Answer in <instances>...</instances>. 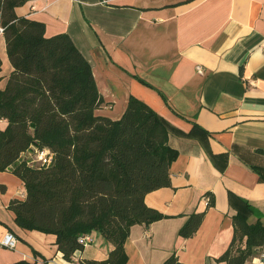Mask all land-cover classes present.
I'll list each match as a JSON object with an SVG mask.
<instances>
[{
    "label": "crops",
    "instance_id": "crops-1",
    "mask_svg": "<svg viewBox=\"0 0 264 264\" xmlns=\"http://www.w3.org/2000/svg\"><path fill=\"white\" fill-rule=\"evenodd\" d=\"M16 13L44 23L47 37L73 39L105 100L98 115L120 119L133 96L169 125L179 152L171 185L145 198L167 218L131 229L127 264H164L172 254L183 264H227L218 259L231 245L233 216L258 220L243 201L264 216V0H35ZM0 60L3 90L14 70L3 33ZM25 197L22 180L0 171V239L18 240L0 249V264L108 258L113 245L97 232L68 262L56 236L20 228L8 207ZM193 213L205 218L186 239L179 231ZM263 256L264 247L246 264H264Z\"/></svg>",
    "mask_w": 264,
    "mask_h": 264
},
{
    "label": "trees",
    "instance_id": "trees-1",
    "mask_svg": "<svg viewBox=\"0 0 264 264\" xmlns=\"http://www.w3.org/2000/svg\"><path fill=\"white\" fill-rule=\"evenodd\" d=\"M32 1L0 0V24L14 69L0 89V125L7 123L0 127V171L20 178L26 194L8 208L20 228L56 236L68 262L85 248L79 238L97 232L112 251L106 260L80 264H127L131 229L167 218L145 198L171 185L170 168L179 152L169 145L167 122L136 97L118 120L97 114L105 100L73 39L47 37L44 23L17 15ZM32 147L48 150L52 163L43 164L34 153L26 157ZM208 198V206H214L213 195ZM243 203L258 220L233 216L234 236L219 262L246 264L264 247V216ZM204 218L205 213L191 214L179 235L193 237ZM164 264L183 263L172 254Z\"/></svg>",
    "mask_w": 264,
    "mask_h": 264
},
{
    "label": "built area",
    "instance_id": "built-area-1",
    "mask_svg": "<svg viewBox=\"0 0 264 264\" xmlns=\"http://www.w3.org/2000/svg\"><path fill=\"white\" fill-rule=\"evenodd\" d=\"M4 32V28L0 24V33ZM262 51L264 54V46L262 47ZM199 73L203 72V69L201 67L197 68ZM35 158L38 161H41L43 164L50 165L53 161V154H51L48 150H39L36 149L34 152ZM209 200V198H208ZM18 240L16 236L13 233H7L2 239H0V249H9V250H14L17 247ZM79 243L83 245L84 247L90 245L91 240L89 235H84L79 238ZM264 258V256H263ZM262 264V263H260Z\"/></svg>",
    "mask_w": 264,
    "mask_h": 264
}]
</instances>
